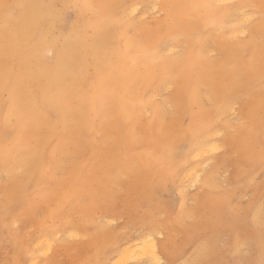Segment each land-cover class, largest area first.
<instances>
[{
	"label": "bare ground",
	"instance_id": "1",
	"mask_svg": "<svg viewBox=\"0 0 264 264\" xmlns=\"http://www.w3.org/2000/svg\"><path fill=\"white\" fill-rule=\"evenodd\" d=\"M153 10L155 28L133 23ZM262 81L264 0H0V264H77L64 244L88 233L87 264H264V88L243 118L260 128L217 143ZM227 147L241 159L227 190L187 207ZM118 212L137 236L105 230ZM158 212L181 238L159 241Z\"/></svg>",
	"mask_w": 264,
	"mask_h": 264
},
{
	"label": "rangeland",
	"instance_id": "2",
	"mask_svg": "<svg viewBox=\"0 0 264 264\" xmlns=\"http://www.w3.org/2000/svg\"><path fill=\"white\" fill-rule=\"evenodd\" d=\"M259 6H258V9H253V11L256 10L257 12H260V15L257 16V19L263 16V10ZM249 10L250 8H247L245 12H249ZM164 15L165 13L163 11H160V12H157L154 10L148 11V12L144 11L143 16H139V14H135L132 18V21L136 26H143V25L151 24V26L155 28L156 22L158 20L162 21L164 19ZM247 39L248 37L246 36L239 38L240 41H243V40L245 41ZM209 55L212 57H215L216 59L220 58L219 53H211ZM263 88H264V81L259 83V85L257 86H252L251 88L243 90L239 93V97L236 100V104L233 105L234 110H236V114L234 116L232 114L225 116V119L223 123L221 124V129H220L221 132L219 134V138L217 139L218 144L226 143L225 141H231V142L237 143L239 139V134L241 133V131L244 130V126H249L250 129H256V130L260 128V126L257 125L255 122H252L253 119L248 118V121H247V120H244L243 118L245 116L246 111L250 109L253 104L254 94L257 92V90L263 89ZM211 119L212 118H208L205 121H209ZM189 120L192 122L191 114L190 116L185 115L181 118L180 124L182 126V129H186L188 126H190ZM213 140L214 139H211L210 141H213ZM220 156H223L225 158H222L218 161L219 163H218V166L213 171V176H212L213 181L211 185L209 186V188L191 187L187 189V193L189 197L192 198V200L187 203V207L197 206L199 203L202 202V198L205 197L209 193H213L220 197L223 191L227 190L225 188V181L228 180L233 175L234 166L236 163H240L241 159H240V156L236 153V151L230 147L229 148L227 147L226 149L221 151ZM263 176H264L263 172L258 173L259 178H262ZM127 184H128L127 178L124 176H121L119 178L118 189L115 191V193L124 192L125 190L128 192L129 186ZM255 190H256V187L247 188L245 191H243L242 197L236 199L235 201L236 204L241 207L244 206L249 196L251 195V192L256 193ZM115 197L116 196L114 194L113 198ZM196 198H198V201L195 202ZM177 199H178V195L176 193H173V196H172L173 204L175 203V201L177 203ZM119 206H120L119 199L115 200V202L111 204L112 209L117 208ZM114 214L116 217L109 218L108 219L109 224L104 226L106 231L108 232L127 231V235L131 237H135L140 233V228L136 224H133L132 227L126 230L125 226L127 225V218L125 216H121L120 212L114 213ZM173 214L178 215L177 213H173ZM99 215H102V213L99 212ZM72 219H73L74 224H77L78 228L81 229L83 227V232H84V227L86 226V223L91 224V220L89 218H85L84 214L80 211L75 212L72 215ZM155 219L157 221L156 227L158 231L162 234L161 237H159V241H164V239L166 240L169 237H174V238L182 237L183 235L182 231L184 227H182L181 224L176 223L174 218H172L171 216L164 217L161 215V213L158 212V214L155 216ZM98 234H99V231L97 230V235ZM93 242H94V238L93 236L89 235V233L86 238L83 235L80 238H78V240L76 241L67 240L64 244L65 250L67 252L65 257L70 255L77 261V264H81V262H83V264H87L86 260L89 258L91 252H87L85 255L81 256L78 251H75V249L82 247L84 244H88L91 247H93L92 245ZM117 259H118L117 253H111V255L109 256L105 264H115ZM38 264H48V261L47 259H44L41 257L39 258ZM57 264H66V263L61 257L57 261Z\"/></svg>",
	"mask_w": 264,
	"mask_h": 264
},
{
	"label": "snow or ice",
	"instance_id": "3",
	"mask_svg": "<svg viewBox=\"0 0 264 264\" xmlns=\"http://www.w3.org/2000/svg\"><path fill=\"white\" fill-rule=\"evenodd\" d=\"M3 7H5V8L7 9V8H9V7H11V6H9V5H4Z\"/></svg>",
	"mask_w": 264,
	"mask_h": 264
}]
</instances>
